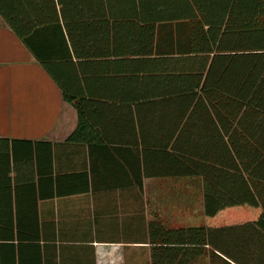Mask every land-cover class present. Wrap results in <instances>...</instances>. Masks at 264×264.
<instances>
[{
    "label": "trees",
    "instance_id": "obj_1",
    "mask_svg": "<svg viewBox=\"0 0 264 264\" xmlns=\"http://www.w3.org/2000/svg\"><path fill=\"white\" fill-rule=\"evenodd\" d=\"M0 17L76 110L78 124L66 142L85 128L93 79L121 85L101 98L133 94L140 116L152 112L157 132L175 137L173 152L159 145L171 165L154 176L199 179L206 224L150 223V264H193L205 256L264 264V0H0ZM97 19L110 32L136 34L120 44L133 43L138 69L98 73ZM86 20L92 23L85 27ZM17 143L27 146L18 155L28 175L37 155L32 143L0 139V146ZM4 154L1 164L17 169V153L13 165ZM243 208L254 217H244ZM227 209L239 212L227 217Z\"/></svg>",
    "mask_w": 264,
    "mask_h": 264
},
{
    "label": "crops",
    "instance_id": "obj_2",
    "mask_svg": "<svg viewBox=\"0 0 264 264\" xmlns=\"http://www.w3.org/2000/svg\"><path fill=\"white\" fill-rule=\"evenodd\" d=\"M101 21L93 27L98 73L138 69L133 43L120 44L136 34L110 32ZM105 41L116 42L111 43L116 48ZM91 83L97 91L85 108V128L66 142L78 124L76 110L0 17V139L31 142L37 154L26 175L24 154L18 152L27 146H0L11 165L17 153V169H7L0 151V264H150V223L160 221L168 229L206 224L199 179L154 176L171 165L159 145L168 143L166 151L173 152L175 137L157 132L152 112L140 116L133 94L101 98L119 93L121 85ZM234 212L239 211L221 213ZM167 216L186 223L170 224Z\"/></svg>",
    "mask_w": 264,
    "mask_h": 264
},
{
    "label": "rangeland",
    "instance_id": "obj_3",
    "mask_svg": "<svg viewBox=\"0 0 264 264\" xmlns=\"http://www.w3.org/2000/svg\"><path fill=\"white\" fill-rule=\"evenodd\" d=\"M194 219H196V218H194ZM167 220L170 221V224L175 223V222H185V221H179V219H176L174 217H169V216H167ZM187 222H190L189 219L187 220ZM193 264H219V263L217 261L211 262L209 257L205 256V257L199 259L197 262H195Z\"/></svg>",
    "mask_w": 264,
    "mask_h": 264
}]
</instances>
